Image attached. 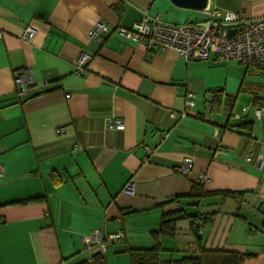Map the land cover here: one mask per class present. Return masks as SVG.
I'll return each mask as SVG.
<instances>
[{
  "label": "crops",
  "instance_id": "1",
  "mask_svg": "<svg viewBox=\"0 0 264 264\" xmlns=\"http://www.w3.org/2000/svg\"><path fill=\"white\" fill-rule=\"evenodd\" d=\"M208 5L264 16V0ZM181 10L169 0H0V264L89 261L95 252L82 237L95 230L123 231L103 254L107 264H131L127 250L155 246L160 264L201 251L264 264V137L243 111L260 102L264 74L215 56L185 64L118 32L144 14L196 21L172 20ZM99 23L105 30L90 38ZM26 26L31 43L21 40ZM82 55L90 60L79 66ZM24 73L33 83L18 98L14 77ZM187 92L195 106L181 116ZM111 118L124 129H110ZM193 185L245 195L196 207L186 198ZM179 210L186 218L161 233Z\"/></svg>",
  "mask_w": 264,
  "mask_h": 264
},
{
  "label": "built area",
  "instance_id": "2",
  "mask_svg": "<svg viewBox=\"0 0 264 264\" xmlns=\"http://www.w3.org/2000/svg\"><path fill=\"white\" fill-rule=\"evenodd\" d=\"M202 13L205 20L186 21L182 24L166 23L160 14L153 16L144 14L130 29H119L118 32L123 38L135 42L149 53L174 50L185 64L204 62L210 56H215L219 62L234 60L246 69H255L264 74V16L245 19L241 12H221L214 7L210 8L209 5ZM101 30H105V26L99 23L90 30L89 37L97 38ZM35 34L32 27L26 26L21 40L31 43ZM89 60V56L82 55L79 66L87 64ZM14 83L16 96L23 98L27 96L33 83L32 75L30 73L16 75ZM212 98L213 95L210 96V100ZM195 99L196 95L193 92L186 93L181 116L190 113L195 106ZM243 111L253 114L259 136L264 137V93L258 104L245 106ZM170 116L174 117V114ZM109 128L123 130L124 125L121 120L111 118ZM62 131L58 129L55 133L60 135ZM146 153L150 154L151 150L147 148ZM3 173L4 170L0 166V178L3 177ZM123 236L122 230L113 234L95 230L82 237V246L84 250H93L103 255L111 242L122 240Z\"/></svg>",
  "mask_w": 264,
  "mask_h": 264
},
{
  "label": "trees",
  "instance_id": "3",
  "mask_svg": "<svg viewBox=\"0 0 264 264\" xmlns=\"http://www.w3.org/2000/svg\"><path fill=\"white\" fill-rule=\"evenodd\" d=\"M216 94H214L213 98L210 100L211 104L216 102ZM250 126V125H249ZM242 127H247V125H243ZM244 192H205L202 186L193 185L190 193L186 198L195 201L196 207L201 204H212L218 203L225 199H234L242 203ZM180 198H176L173 201L178 202ZM182 211L175 212L172 216L168 218H164L161 222V233H171V229L173 230V226L177 219L186 218L181 217ZM191 221V225L193 226L195 223V219L199 220V217H188ZM199 229L193 228V232L197 237V240L200 241L199 237ZM161 249L158 246L150 250H127V254L130 259L131 264H160L159 254ZM247 255L237 254V253H229V252H204L201 251L196 257H185L178 261H173L171 264H243ZM78 264H107L106 259L103 255L99 253H95L94 256L89 261H82Z\"/></svg>",
  "mask_w": 264,
  "mask_h": 264
},
{
  "label": "water",
  "instance_id": "4",
  "mask_svg": "<svg viewBox=\"0 0 264 264\" xmlns=\"http://www.w3.org/2000/svg\"><path fill=\"white\" fill-rule=\"evenodd\" d=\"M174 6L197 12L204 11L208 6V0H169Z\"/></svg>",
  "mask_w": 264,
  "mask_h": 264
},
{
  "label": "rangeland",
  "instance_id": "5",
  "mask_svg": "<svg viewBox=\"0 0 264 264\" xmlns=\"http://www.w3.org/2000/svg\"><path fill=\"white\" fill-rule=\"evenodd\" d=\"M181 12H182L181 15L170 14V17L172 18V20L179 21L180 19L181 20L185 19V14H187L192 20L196 19V21H200V17H197L198 14H196V11L182 9ZM195 17H197V18H195ZM183 21L184 20H182V22Z\"/></svg>",
  "mask_w": 264,
  "mask_h": 264
}]
</instances>
